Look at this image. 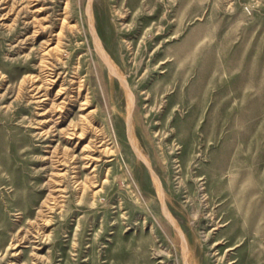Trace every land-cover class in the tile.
<instances>
[{
  "label": "rangeland",
  "instance_id": "obj_1",
  "mask_svg": "<svg viewBox=\"0 0 264 264\" xmlns=\"http://www.w3.org/2000/svg\"><path fill=\"white\" fill-rule=\"evenodd\" d=\"M92 3L126 85L88 0H0V264H264V0Z\"/></svg>",
  "mask_w": 264,
  "mask_h": 264
},
{
  "label": "bare ground",
  "instance_id": "obj_2",
  "mask_svg": "<svg viewBox=\"0 0 264 264\" xmlns=\"http://www.w3.org/2000/svg\"><path fill=\"white\" fill-rule=\"evenodd\" d=\"M93 0H88V6H87V9H88V18H89V28H90V31H91V34L93 36V39H94V43H95V49L97 51V53L99 54V57L101 58V60L104 62V65L106 66L107 70L109 71L110 74H113L115 75V77H117L122 83H124V85H126L125 83V80H124V77H122L121 73L119 72L117 66L115 65V63L113 62V60L110 58V56L107 54V52L105 51V48H103L102 46V43L99 39V36L97 34V31H96V26H95V20H94V17H93V14H92V11H91V5L93 4L92 3ZM114 77V76H113ZM41 87V86H40ZM43 87V85H42ZM130 92V91H129ZM128 92V93H129ZM58 94V93H57ZM131 95V92L129 93ZM48 96V92H46V89L44 90V93H42V101H45L47 100ZM58 96V95H57ZM128 96V94H127ZM133 98V97H132ZM129 100L131 101L130 97H129ZM135 100V99H134ZM128 101V100H127ZM129 101V102H130ZM87 101H85V103H83V105L86 104ZM128 102V103H129ZM126 103V102H125ZM44 106V105H43ZM133 109L132 108V102L129 106V112H131ZM132 113V112H131ZM43 114H46V111L43 113ZM87 117V116H86ZM85 117V118H86ZM84 121V119H83ZM87 123V122H86ZM75 127V128H74ZM73 128V130H71L70 132H66L65 133V136L67 137V139H69L70 141L72 140H78V139H82L86 134V127L84 126V124H82L81 126L79 125H75ZM127 131H128V134L130 135L131 137V140L133 139V123L131 121V115L129 113L128 115V119H127ZM46 134V133H45ZM136 139V138H134ZM133 141V140H132ZM79 142H76V145H78ZM136 143V142H135ZM133 144V147L137 153V155L146 163V165H150L149 161L143 156V154L141 153V150H139L137 148V146L134 144V141L132 142ZM87 146V145H86ZM85 146V147H86ZM84 150L86 148H83ZM83 150V151H84ZM87 152V151H86ZM75 159V158H74ZM86 159V157L84 158ZM86 167V166H85ZM150 168V166H149ZM156 175V174H155ZM155 178V177H154ZM157 180V183H158V187H159V191H161V186H160V183L158 181V179L156 178ZM94 184V183H93ZM166 216L169 218V220L171 221V223L179 230L180 234H182V231L181 229L179 228V226L177 225V223L174 221V219L171 217L170 213H168L166 211Z\"/></svg>",
  "mask_w": 264,
  "mask_h": 264
}]
</instances>
